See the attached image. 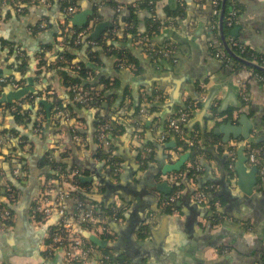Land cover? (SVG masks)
Masks as SVG:
<instances>
[{
  "label": "crops",
  "instance_id": "obj_1",
  "mask_svg": "<svg viewBox=\"0 0 264 264\" xmlns=\"http://www.w3.org/2000/svg\"><path fill=\"white\" fill-rule=\"evenodd\" d=\"M12 1L0 0V69L4 70L3 75L11 74L16 79L12 75L11 64L15 56L12 51L16 49L22 56L28 54L32 64L24 86L29 85V78H32L34 91L31 94L40 91V96L34 103L26 101L21 108V111L30 109V121L27 123L15 120L8 111L0 112V150L14 145L16 149L11 151L12 154L23 156L33 169L51 149L58 156L71 148L69 158H72L74 149L70 131L75 126L85 135L79 133L84 138V142L79 143L82 147L78 149L75 145L78 157L88 165V169L81 170V175H89L90 168L97 173L107 171L109 167L105 158L99 156V148L102 147L104 152L111 150L113 157L117 155L120 171L117 176L112 173L111 179L114 183H129L122 187L124 190H119L124 194V198L122 194L118 196L125 205V212L123 221L118 223L120 226L112 228L111 235L116 243L114 252L126 257V262L130 264H264V180L260 171L253 172L256 164L249 159L242 185L252 188L255 177L258 178V185L250 196V202L238 203L237 199H233V196L236 198L244 194L238 185L239 175L235 169L240 146H245L246 156L250 144L254 145L255 142L257 149L264 146L261 145L264 142L259 141L264 134V80L245 63L238 66V60L232 58L231 64L226 66L215 57L217 38L209 30L215 14L212 0H156L152 9L136 7L138 2L145 0H110L115 5L105 3L106 0H77V10L71 16V23L78 30L89 29V33L83 38L82 47L74 48L78 53L75 61L87 57L89 47L98 50L94 80L108 81L110 89L107 93L109 99L104 101L101 109H78L77 115L73 114L70 120L59 119L55 115L54 95L60 98L67 96L55 72H49L47 78L34 79L39 62L35 53L47 43L57 45L59 42L60 47L64 43L63 38L57 37L56 31L60 23L67 22L63 3L70 0H37L20 12L11 5ZM236 1L240 13L234 26L225 33L228 43L231 48L236 46L241 56V45L257 54H264V0ZM129 6L136 8L137 35L128 33L126 19L130 14ZM86 10L91 11L87 15V22L75 24L74 16ZM153 22L157 23L158 29L154 31L151 41L144 42L143 37L150 27H154ZM48 23L52 26L48 27ZM100 23H105V26L99 32V37H94L96 26ZM100 39L105 40L108 46H101L98 43ZM220 39L218 42H222ZM88 40L95 41V44ZM150 44L157 49L170 46L174 53L166 57L151 54L147 51ZM223 49L227 53L224 46ZM114 50L134 56L140 63L141 71L137 74L128 66L118 67L120 58L113 53ZM52 55L48 54L50 57ZM117 73L120 76L117 77ZM103 87L100 85L99 88ZM244 88L247 90V100L243 97ZM13 90L16 89L8 86L3 93ZM213 93H216L215 101L212 100L210 106L205 107V99ZM148 97L152 98L153 107H156L152 112L148 109L152 104L147 101ZM41 100L47 101L48 107ZM67 100H70L68 96ZM192 103L196 106L185 127L188 134H199L207 153L195 160L189 154L183 159L180 170L164 174V167L175 164L183 155L190 153L182 151L179 137L167 132V129L171 117ZM139 104L141 108L138 114L133 115V109ZM218 107L223 111L222 116L228 115L224 122L230 120L241 125L244 117L250 119L253 129L248 140L232 139L228 144L222 141L224 133L214 132L222 120L218 122L210 117ZM144 109L147 110L146 114L141 112ZM43 110L48 115L46 121ZM194 112L202 113L201 117H194ZM104 114L112 116V127L117 132L113 136L111 128L107 148L101 139L98 140L100 133L96 126L98 115ZM53 118L61 121V126L55 127ZM116 119L124 129L118 127ZM192 120L193 124L190 125ZM38 123L42 125L41 131L37 130ZM19 134L25 139H20ZM37 151H40L39 156H35ZM152 151L155 152L154 159L146 163L147 154ZM1 157L0 203L8 200L6 193L13 186L21 194L13 204L15 216L12 227L0 230V264H98L95 259L87 263L70 262L59 253L51 255L46 252L48 230L57 226L61 217L54 212L46 221L36 220L32 208L27 210L21 204L23 188L31 185L32 173H25L22 161L17 159L12 164ZM33 158H36L35 161ZM196 160L202 170L198 171L196 179L191 177L186 180L185 168L194 167ZM229 161L232 162L231 177L225 171ZM15 167L24 170L19 177L14 173ZM124 175L129 178L123 179ZM179 175L185 183L177 201L179 204L172 214H165L163 199L169 195L158 191L157 185L167 182L173 188L174 180ZM46 178V175L42 176L39 193L44 190L43 180ZM229 183L232 184L229 186ZM82 184L55 181L53 187L68 188L75 194L81 191L89 202L106 207L105 203L93 201L85 194H108L106 185L98 180L86 184L82 181ZM197 188H210L211 195H217L214 200L219 202V208L211 210L199 205L193 198ZM137 202L146 206L143 213L145 218L139 230L133 234L136 242L131 243L125 227L129 216L134 214L133 207ZM167 215L169 218L165 222ZM136 217L139 215L136 214ZM77 226L79 234L86 238L84 233L89 229L81 223H77ZM143 226H148L149 232L142 237Z\"/></svg>",
  "mask_w": 264,
  "mask_h": 264
},
{
  "label": "trees",
  "instance_id": "obj_2",
  "mask_svg": "<svg viewBox=\"0 0 264 264\" xmlns=\"http://www.w3.org/2000/svg\"><path fill=\"white\" fill-rule=\"evenodd\" d=\"M22 1L25 2V6H26V7L24 6V9H25V8H28L29 5L34 4L37 0H22ZM76 2H77V0L66 1L63 3V7H66L69 4L75 5ZM155 2H156V0L140 1V2H138V5H136V7H140V8L148 7L150 9H152ZM105 3H108V4L110 3L112 5H115L114 2H112L110 0H106ZM213 6H214V11L215 10L217 11V13L214 14V16H213V21H215V22H217V24H219V18H220V13H221V8H222V1H219V4L217 6H215V5H213ZM128 8L130 10V14L128 15V17L126 19V22L129 24L128 33L131 35H137L138 31H137V26H136V24H137L136 23L137 22V16H136L137 14L135 12L136 8L134 6H129ZM233 10H235L237 12V16L233 20V23L229 24L230 13ZM239 13H240V8H239V5H237V1L236 0H227L226 10H225V14H224V32L225 33H227V31L230 30V27L232 28L234 26V23L236 22ZM68 22L70 23V25ZM153 24H154V27L153 26L150 27L148 29L147 34L143 37L144 42L146 40H150V38L153 36L154 31H156L158 29L157 23L153 22ZM47 26L50 27V26H52V24L48 23ZM67 27H72V28L78 30L75 26H73V24L68 19H67L66 23H62V24L60 23V25H58V30L56 31L57 32L56 35H57V37L64 39V43H63L62 47L59 46L60 45L59 42L57 43V45L56 44L53 45V43H47L43 46V48L41 50H38L35 53L36 58H38L39 62L37 64V69H35V71H34V79L38 80L40 77L47 78V75L49 74V72L50 73L55 72V74L57 75V77L60 81V84L62 85V87H64L66 89L67 96L70 98V100H67V96L60 98L59 96L54 95V98H55L54 103H53L54 107H56V106L67 107L72 112V115L73 114L77 115L78 109H81V108L82 109L83 108H89V109L90 108H92V109L99 108V109H101L103 107L104 101L106 99H109L107 97V93L110 89V86L108 85V81H106L104 79H101L99 82H96L94 80L95 79L94 65L96 64V61L99 57V51L94 49L93 47H89L87 57H83V59L80 61H75V59L78 57V53L75 51L74 48L75 47L81 48L84 42H81L79 44H75L74 40H75L76 35H74V34L69 35V33L66 31ZM216 32L218 34V38L220 39L221 37L219 35L218 28H217ZM105 42L106 41L102 40V39H100L98 41V43L101 46L102 45L108 46L107 43H105ZM144 46H145V43H144ZM233 49L236 52L240 51V50H238V48L236 46H234ZM12 53H13V55H15L14 56V62H12V64H11V68L14 72V74H12V75H14L16 77V80L18 82L22 83L24 86V84L28 81V72L31 70V64L32 63L30 61L28 54L22 56L18 52H16V49L15 50L13 49ZM50 53L54 54V55H52L51 57L48 56V54H50ZM113 53L116 54L120 58V60H119L120 65L118 67L128 66L132 70V72L137 73V74L141 71L140 63L138 60H136L134 58V56H130L129 54H124L122 52H119L118 50H114ZM154 57H157V56H154ZM242 57H244L245 59H247L249 61H254L256 59V63L264 66V54H257L251 50L245 49V51H242ZM236 63L238 64V66H244V63L241 61H236ZM77 65H80V67H78ZM247 66L250 67L249 65H247ZM250 68H252V67H250ZM252 69H253L254 74L264 77V71L259 70V69H255V68H252ZM3 74H0V77H2ZM5 75L10 77L11 74L10 75L5 74ZM75 85H80L85 89V91L88 90L90 92L91 99L87 105L83 102L76 101L74 99L75 94L72 90V87ZM100 85H103L104 87L99 88ZM8 86H10V84L0 85V94H2ZM39 93H40V91L35 92L33 94L28 93L27 95H25L23 97V99L26 101H30V102L34 103L36 98L38 96H40ZM151 100H152V98L148 97L147 101L151 102ZM151 103L152 104H150V107H148V109L152 112L156 109V107H153V104H154L153 102H151ZM11 105H12V103L6 102L3 104H0V107H2V106L10 107ZM195 106L196 105L194 103L188 104V106L184 107L183 110L184 111L187 110V111H190V113H192V110L195 108ZM140 108H141V104L137 105L133 109V115L138 114ZM21 110L22 109L20 107V108H18V110H15V111L9 110L8 113L11 114L15 118V120L23 121L24 123H27L28 121H30V109H26L23 111H21ZM43 113H44V121H46L48 118L47 112L45 110H43ZM131 115H129V116H131ZM175 116L176 115H174L173 117H175ZM173 117H171V118H173ZM57 120L58 119H55V118L52 119V123L55 127L61 126V124H62L61 121H59V120L57 121ZM116 121L118 122V127L120 129H124V126L121 125L119 119L118 120L116 119ZM107 122L114 124L111 115H109V114L98 115L96 126H97V128H99L98 129L99 133H100L102 126ZM143 124L145 126V123H143ZM70 132H71L72 136L76 132L84 135L82 133V131L78 128L76 129V131H73L71 129ZM112 132H113V136L117 134L116 130L115 129L113 130V127H112ZM17 133H19V131H17ZM186 133H187V136L189 138L194 139L195 145L194 146H190V145L188 146L187 144H185L180 139L178 142L180 145H183L182 151H189L191 154L190 158L192 160H195L201 154L206 152L205 147L202 146V144L200 142L199 134H194V133L188 134L189 132H187V130H186ZM97 137H98V140L100 141L99 134ZM19 138L23 139V140L25 139V137L23 135H20V134H19ZM259 141H261L262 143L264 142V134L260 138ZM74 143L78 149H79V147H82L76 141ZM255 145H256L255 142H254V145L250 144L249 149H248V153L250 152L251 149L255 148L254 147ZM261 145H264V143ZM12 146L13 147H10V145L7 146V150H4V151L0 150V156H2L1 158H3V160L10 162L12 164L17 159L22 161L25 164L24 165L25 166V169H24L25 173H27L29 175L30 173L33 172V166L29 165V162L23 156H20L17 154L13 155L11 151H15L16 147L14 145H12ZM87 146L88 145L86 144L85 147H87ZM261 147H262V149H261V155L260 156L262 158H264V146H261ZM51 150L47 151L43 155V157L40 159L39 165H38V167L40 169L49 166L54 171V173L52 172V173L46 175L47 178L58 177V173H60V174L61 173H69L76 168H78L81 172L82 168H80L79 166H74L70 169L68 164L63 162L64 159H68L70 157L71 150H72L71 148L67 149L66 151H62V153H60V155H58V156H56L54 153L52 157L50 156V154L52 153ZM154 153L155 152L152 151L151 153L148 154V158L145 159L146 163L148 160L154 159ZM107 155L108 154L106 153V151L104 152L102 147L99 148V156H101V158H106ZM112 159H113L114 163L115 162L118 163V161H119L117 155H115ZM262 161H263V159H262ZM225 171L228 173L229 177H231L233 175L232 162L231 161H229L228 164L226 163V170ZM185 172L187 175L186 180H188L191 177L195 178V179L197 178L198 172L195 170V168L187 167V168H185ZM77 184L83 185L82 181L80 179V176L77 177ZM184 187H185V183L183 182L182 176L179 175L174 180V185H173L171 194H174V193L179 192V191L182 192V190H184ZM12 189H13L12 191L17 195V198H18L19 195L21 194L20 191L17 188H15L14 186L12 187ZM10 193H11V191L8 190L6 193L7 197L10 195ZM76 194L80 199H82L86 202L88 201L86 196L81 191L76 192ZM180 196H179V198H180ZM178 199H177V201H178ZM177 201L175 203H173L172 205H165L163 207V212L165 214H172L174 212V210L177 208ZM90 202H91L90 204L97 205V203H95V202H92V201H90ZM1 204L5 205V203H1ZM10 208L13 210L12 206H10ZM13 212H14V210H13ZM32 215L38 221H46L45 217L41 213L32 211ZM111 224L112 223L109 222L110 226H112ZM84 226L87 227L86 225H84ZM54 227H50V229L48 231L51 232ZM148 232H149V227L143 226L142 233H140V236H142V237L146 236V234ZM102 237L112 240L111 234H102ZM51 240H52V238L48 237L46 243H49ZM99 249L106 251V252L114 251L113 248H105V249L99 248ZM117 257L123 261L127 260V258L124 256L117 255Z\"/></svg>",
  "mask_w": 264,
  "mask_h": 264
},
{
  "label": "built area",
  "instance_id": "obj_3",
  "mask_svg": "<svg viewBox=\"0 0 264 264\" xmlns=\"http://www.w3.org/2000/svg\"><path fill=\"white\" fill-rule=\"evenodd\" d=\"M12 1V0H11ZM45 2L46 0H42ZM102 2L105 0H101ZM219 1L222 0H212L213 5L217 6ZM11 5L18 12L22 11L25 2L22 0H13ZM120 9V7H118ZM77 10V6L73 4H69L64 8V12L67 16V19L71 22V16ZM216 14L217 11L215 10ZM237 16V12L235 10L231 11L229 24L233 23V20ZM69 23V22H68ZM70 25V23H69ZM68 25V26H69ZM218 28V24L215 21H212L210 24L209 30L210 33L217 40L215 42L214 47V55L219 60L223 61L226 66H229L232 62V57L224 52L222 42L219 41L216 30ZM70 35L74 34L75 43L79 44L83 42V38L89 33V29L85 28L82 30H76L72 27H67L66 30ZM88 42L95 44V41L88 40ZM242 51H245V47L242 45L239 46ZM173 48L167 46L165 49H157L151 44L148 45L147 51L151 54H160L163 56H172ZM80 67V65H77ZM260 79L264 80V77L257 75ZM2 84H10L14 89H19L22 86V83L18 82L13 77H8L7 75H3L0 77V85ZM74 92V99L76 101H80L85 103L86 105L89 103L91 97L90 92L80 85H75L72 87ZM243 97L247 100L248 94L247 90L244 88ZM26 104V100L22 98L14 100L10 107L2 106L0 107V112H5L9 110H18V108H22ZM142 113H147V110H142ZM55 115L59 119L70 120L73 115L71 111L67 107H59L56 106ZM191 113L190 111L181 110L175 117L171 118L168 123L167 132L176 134L181 141H183L188 146H194L195 141L187 136L186 133V123L190 119ZM112 128V124L107 122L105 123L100 130V139L103 141V144L106 146L110 145V141L108 139L109 132ZM42 125L41 123L37 124V130L41 131ZM77 127L73 126L72 130L76 131ZM74 141L77 143H83L84 138L79 133H75L73 135ZM183 148V145H181ZM151 151V149H149ZM111 150L106 151L108 154L105 158V162L108 167L112 169V173L114 176L119 174L120 168L119 163L113 162ZM55 151H52L50 156L52 157ZM148 155V154H147ZM146 155V157H147ZM261 149L253 148L248 153L249 161L253 164H256L261 173V177L264 180V163L262 161ZM195 170L198 172L202 170L200 164L196 160L194 163ZM82 172V171H81ZM81 172L78 168L72 170L69 173H58V177L56 178H46L43 180L44 190L39 194V196L35 199L34 204L32 206V210L34 212L41 213L45 219L47 220L52 216L54 212H57L61 217L60 222L53 228L51 232H49L48 237H51L52 240L49 243H46L45 250L47 253L53 255L55 253L61 254L65 259L70 262L75 263H87L93 259H95L98 264H130L126 261H123L117 257V254L112 252H106L97 247L94 243H92L88 238H84L79 234L77 223H81L86 225L87 229L92 232L102 236V234H112V228L109 225L111 223H121L123 221V215L125 212V206L122 201L117 198L116 202L111 204L108 209L106 207L90 204V202H86L80 199L72 190L68 188H55L54 183L57 182H72L77 184V177L81 175ZM14 173L16 176H20L23 173L22 167H15ZM8 196V200L5 202V205L0 203V230L9 229L13 225L14 221V212L10 208L12 204H14L19 197L12 191ZM182 192H176L174 194H170L168 197L163 199L164 205H172L177 201ZM194 200L201 206H204L211 210H216L219 208L218 201L211 200L210 188H197L193 192ZM118 200L121 202L118 203ZM107 209V210H106ZM96 257V258H95Z\"/></svg>",
  "mask_w": 264,
  "mask_h": 264
},
{
  "label": "water",
  "instance_id": "obj_4",
  "mask_svg": "<svg viewBox=\"0 0 264 264\" xmlns=\"http://www.w3.org/2000/svg\"><path fill=\"white\" fill-rule=\"evenodd\" d=\"M226 3L227 0H222V8H221V13H220V18H219V33H220V37L221 40L223 42V46L225 48V50L227 51V53L234 59L241 61L249 66H251L252 68L255 69H259L264 71V66L254 62V61H249L247 59H245L244 57H242L241 55H239L236 51H234L233 48H231L230 44L227 41L225 32H224V14H225V10H226ZM91 13V11L86 10V11H82L81 13H78L74 16L73 18V22L75 24L78 25H82L83 23L87 22V15ZM105 26V23H100L96 26V31L94 33V37H99V32L102 30V28ZM146 63V62H145ZM4 70L0 69V74H3ZM118 74V73H117ZM116 76H120L119 74ZM96 82H99L98 80ZM178 90V89H177ZM34 91V86H33V79L29 78V85L21 87L19 89L10 91L8 93H3L0 96V104L6 103V102H10L12 103L14 100L20 99L22 97H24L25 95H27L28 93H31ZM216 98V93H213L211 95H209L203 105L205 107H209L211 104V101H215ZM41 103H43L46 107H48V102L45 100H41ZM47 111L49 112V116H50V111L47 108ZM222 109L221 108H217V112L210 115L211 118L216 119L218 122L220 120H224L228 115H223L222 116ZM82 113V112H81ZM193 113V111H192ZM191 113V114H192ZM194 117L196 116V118L201 117V114H197L194 112ZM199 115V116H197ZM220 123V125L218 127L215 128L214 132L219 134L221 132L224 133V136L222 138V141L225 144H228L232 139L235 140H248L251 136V132L253 129V123L250 121V119H247L246 117H244L241 120V125L239 124H235L232 121H227V122H222ZM193 124V120L191 122L190 125ZM71 138V144L73 145V156L72 158H68V159H64L63 162H65L66 164H68L69 168L71 169L74 166H79L80 168L84 169H88V165L87 162L84 159H80L78 157V154L76 152V147L74 144V140L72 135L70 136ZM244 150H245V146L241 145L239 150H238V159L236 161V171L238 172L239 175V179H238V185L243 189L244 194L239 196L237 195L236 198L233 199H237L238 203H242V202H250V196H252L254 189L256 188V186L258 185V178L255 177L254 178V185L252 186V188H244L242 185V179L245 175V170H246V162L248 161V156L244 155ZM40 151H37L35 156H39ZM190 153H187L185 155H183L181 157V159L176 162L175 164H169L166 167H164V169L162 170L164 174L171 172V171H175V170H180L181 166H182V162L183 159H185ZM34 161L36 158H33ZM32 159V161H33ZM33 161V162H34ZM91 169V173L89 175H80V179L83 181V183H92L93 181H101L104 185H106V187L108 188V194H98V193H85L89 198H91L93 201H97V202H102L106 204V208H108L111 204L116 202V199L120 197L118 195H121L122 198H124V194L122 192H119V190H124L122 187H126L127 184L129 183V181H126V183H114L111 179V174H112V169L108 168L107 171L105 173H100V172H94L93 168ZM259 168L257 165L254 166V170L253 172H258ZM53 170L51 169V167L47 166L45 168H38L36 167V169H33V172L31 174V185L28 187H24V195L21 198V204L28 210L31 209L35 199L39 196V192L41 190V185H42V176L44 175H48L50 173H52ZM122 178H129L128 175H124L122 176ZM212 181H219L218 179H212ZM232 183H229V186ZM254 187V188H253ZM158 191L164 193V194H171L172 193V187H170V185L167 182H162L160 184L157 185ZM217 195H211V200L214 201V199L216 198ZM177 204H179L177 202ZM13 207V204L11 205ZM145 205L142 203L137 202L134 205V209L133 212L134 214L129 216V221H127L126 227L125 229L127 230V236L128 239L130 240V242L132 241L133 243L136 242L133 239V234L135 231L139 230L141 223L144 222V211H145ZM137 210V211H136ZM136 211V212H135ZM206 213H208L207 210H205ZM136 214L139 215V217H136ZM135 215V216H134ZM169 218V215L165 216V222L166 220ZM165 224V223H164ZM111 228L116 229V227H119L120 225L118 223H112L111 224ZM166 225V224H165ZM84 236L86 238H88L92 243H94L95 245H97L100 248H113V246L116 245V243H114V241H112L111 239L108 238H104L92 231L86 230L84 233ZM131 242V243H132Z\"/></svg>",
  "mask_w": 264,
  "mask_h": 264
},
{
  "label": "rangeland",
  "instance_id": "obj_5",
  "mask_svg": "<svg viewBox=\"0 0 264 264\" xmlns=\"http://www.w3.org/2000/svg\"><path fill=\"white\" fill-rule=\"evenodd\" d=\"M121 201L120 200H118V203H120Z\"/></svg>",
  "mask_w": 264,
  "mask_h": 264
}]
</instances>
